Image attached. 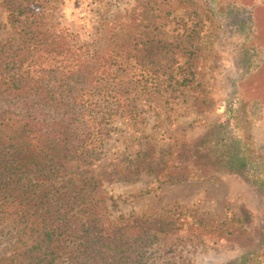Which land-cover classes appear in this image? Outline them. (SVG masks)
I'll use <instances>...</instances> for the list:
<instances>
[{
    "label": "trees",
    "instance_id": "obj_1",
    "mask_svg": "<svg viewBox=\"0 0 264 264\" xmlns=\"http://www.w3.org/2000/svg\"><path fill=\"white\" fill-rule=\"evenodd\" d=\"M53 1L10 4L9 22L18 25L20 38L0 44V223L13 229L12 253L0 256V264H176L165 241L179 233L180 221L190 214L179 210L170 221L141 215L113 222L106 207L91 197L97 184L93 176L82 174V184L90 188L85 193L84 187L76 190L59 178L69 165L91 166L100 160L113 132L136 121L139 96L167 101L179 87L201 85L196 74L204 54L192 42L197 31L192 28L174 46L152 36L151 29L170 20L171 9L162 7L144 14L136 31L127 18L108 42L97 37L79 44L43 16ZM214 1L222 14L256 6L249 0ZM258 9L255 25L264 29ZM248 50L242 59L246 74L258 69L264 57L262 48ZM166 54L173 57L169 63L158 61ZM176 54L184 61L178 63ZM261 103L239 89L226 102L224 119L219 117L183 155L179 173L155 176V189L166 182L230 173L259 191L264 211ZM148 157L145 151L141 160ZM161 162L164 167L167 161ZM246 220L228 213L221 221L192 218L191 223L235 236ZM240 264H264V234Z\"/></svg>",
    "mask_w": 264,
    "mask_h": 264
},
{
    "label": "rangeland",
    "instance_id": "obj_2",
    "mask_svg": "<svg viewBox=\"0 0 264 264\" xmlns=\"http://www.w3.org/2000/svg\"><path fill=\"white\" fill-rule=\"evenodd\" d=\"M160 1L54 0L42 11L43 16L58 24L57 29L81 44L97 37L102 43L108 42L112 33L120 32V22L127 18L136 31L144 14L150 10L157 13L165 7L171 9L169 22L161 29H151V35L174 46L193 28L197 33L192 42L199 44L204 54L196 74V82L201 85L196 89L179 87L173 92L175 97H168L167 101L139 96L136 121L120 125L113 132L100 160L91 166L69 165L59 179L76 190L84 187L85 193L90 188L82 184V174L93 176L97 184L91 197L106 207L113 222L141 215H157L170 221L177 218L179 210L190 214L180 221L179 233L169 235L171 239L165 241L166 250L176 255V264H240L260 244L264 234L259 191L230 173H217L216 179L166 182L157 189L155 176L179 173L183 155L206 136L219 117L224 119L226 102L239 89L262 101L259 106L264 111V57L260 67L250 74L242 65L247 49H264V29L256 27L254 13L258 7L264 24V0H249L256 5L249 4L250 11L229 14L220 13L221 4L214 0H183L180 4L170 0L166 6H161ZM23 2L0 0V44L20 38V28L12 25L8 16L10 4ZM176 58L178 63L185 59L179 54ZM172 59L166 54L158 61L169 63ZM203 97L207 98L201 103ZM145 151L150 152V157L141 160ZM161 159L167 161L164 167ZM141 190L149 192L137 194ZM228 213L247 219L238 235H230L224 229H201L191 223L192 218L203 223L221 221ZM12 232L10 223H0L1 257L12 253Z\"/></svg>",
    "mask_w": 264,
    "mask_h": 264
}]
</instances>
